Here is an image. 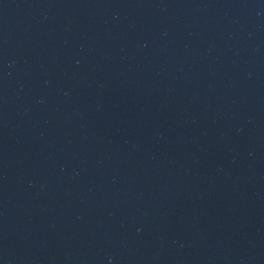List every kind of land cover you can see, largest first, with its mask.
<instances>
[{
  "label": "water",
  "instance_id": "water-1",
  "mask_svg": "<svg viewBox=\"0 0 264 264\" xmlns=\"http://www.w3.org/2000/svg\"><path fill=\"white\" fill-rule=\"evenodd\" d=\"M264 68V0H0V212Z\"/></svg>",
  "mask_w": 264,
  "mask_h": 264
}]
</instances>
